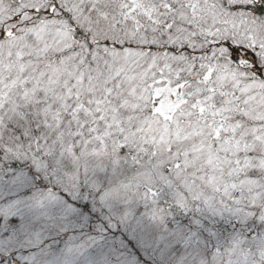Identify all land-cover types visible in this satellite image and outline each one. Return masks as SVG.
<instances>
[{
  "label": "snow or ice",
  "instance_id": "snow-or-ice-1",
  "mask_svg": "<svg viewBox=\"0 0 264 264\" xmlns=\"http://www.w3.org/2000/svg\"><path fill=\"white\" fill-rule=\"evenodd\" d=\"M11 159L95 191L94 264H264V0H0Z\"/></svg>",
  "mask_w": 264,
  "mask_h": 264
},
{
  "label": "rangeland",
  "instance_id": "rangeland-1",
  "mask_svg": "<svg viewBox=\"0 0 264 264\" xmlns=\"http://www.w3.org/2000/svg\"><path fill=\"white\" fill-rule=\"evenodd\" d=\"M50 186L56 187L59 193L67 194L74 203L78 201V196L81 198L79 192L84 191L83 200H90L87 211L82 213L81 206H77L76 213L70 208L74 203L65 208L64 200L59 199L62 194L49 190ZM49 193L53 198L46 203H54H50L44 213H41L43 209L31 207L38 195L47 196ZM73 211L78 218H82L79 222L82 226L70 233L56 230L52 226L53 215L47 217L60 213L65 219ZM105 211L95 191L83 182L73 191L31 161L11 159L0 162V264H33V258L35 264H94L106 250V245L115 240L109 231L116 232L117 236L122 231L116 227L109 231L101 230ZM90 238H94V242ZM85 241H88L87 247L76 251V246ZM133 243H136L135 240ZM141 255L148 264H152L153 260L147 252L141 250Z\"/></svg>",
  "mask_w": 264,
  "mask_h": 264
},
{
  "label": "trees",
  "instance_id": "trees-1",
  "mask_svg": "<svg viewBox=\"0 0 264 264\" xmlns=\"http://www.w3.org/2000/svg\"><path fill=\"white\" fill-rule=\"evenodd\" d=\"M7 163L8 162H6V165H7ZM42 187V186H41ZM43 188V187H42ZM48 189L50 190H53V192H55V193H58V194H62V193H59L58 192V189L55 187V188H52L51 186L50 187H48ZM92 191H90V193H91ZM79 193H81V198H80V196H78V198H77V202H72V200L69 198V196L67 195V194H62V195H60L59 196V199H61V200H64V204H63V206H65V208H67V207H69V206H71L73 203V205L70 207L71 209H74L75 211H76V213L78 212L77 211V206H81V210H80V212H86L87 211V209H88V202L90 201V200H88V202H85V200H83V198H82V195H83V193H84V191L83 192H79ZM81 199L84 201V203H82V201H81ZM51 204H53L54 202L52 201V202H50ZM49 203V204H50ZM49 204H47L46 202H45V204L43 205V206H39V205H37L36 204V201L34 202V203H32L31 205V207H33V209L34 208H36V207H38V209H43V210H41V213H44V211L46 210V207L48 208V207H50V205ZM75 211H73V212H71L69 215H67V216H69V217H66L65 216V219H63L62 218V216H61V214L60 213H53V214H49V215H47V217H51L52 215V217L51 218H53V221H52V226L56 229V230H58V231H64V232H68V233H70V232H72V231H76V228H78L79 226H82V225H80L79 224V222H82V218H78L75 214ZM75 213V214H74ZM134 241V240H133ZM147 255H149V257L153 260L154 258L149 254V253H147ZM151 263V262H150Z\"/></svg>",
  "mask_w": 264,
  "mask_h": 264
}]
</instances>
